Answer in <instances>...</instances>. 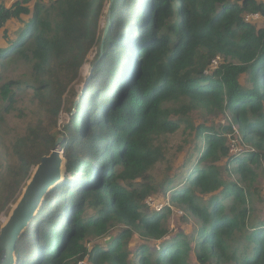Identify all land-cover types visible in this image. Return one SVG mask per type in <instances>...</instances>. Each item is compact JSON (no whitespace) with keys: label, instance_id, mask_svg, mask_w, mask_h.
<instances>
[{"label":"trees","instance_id":"1","mask_svg":"<svg viewBox=\"0 0 264 264\" xmlns=\"http://www.w3.org/2000/svg\"><path fill=\"white\" fill-rule=\"evenodd\" d=\"M103 3L0 2V65L30 68L0 85V113L15 110L23 87L33 107L24 129L0 125V214L58 137L65 160L64 179L19 237L16 264H264V220L250 219L248 206L264 154V0H113L100 51ZM94 47L85 89L59 128ZM197 110L230 119L196 124ZM181 129L195 159L156 184L151 173L169 163V136ZM152 195L159 212L145 206ZM171 207L193 216V237L168 230Z\"/></svg>","mask_w":264,"mask_h":264},{"label":"rangeland","instance_id":"2","mask_svg":"<svg viewBox=\"0 0 264 264\" xmlns=\"http://www.w3.org/2000/svg\"><path fill=\"white\" fill-rule=\"evenodd\" d=\"M14 0H0V2H4L6 4H11ZM106 0H104L103 7L101 10V14L99 16L98 26L102 28L104 26L105 18H106ZM11 38L14 37L13 33L10 36ZM9 37V38H10ZM6 46V42L1 38L0 34V48ZM96 53V47H94L89 54L87 55L86 62L83 64V66L80 69L79 76L77 80L72 84V91H77L76 95H72L71 93L67 94L66 96H69L70 101H73V107L67 112L62 111L58 118V124L57 126L61 128L63 124L67 122L68 116L73 113L74 111V102L79 100L80 95L82 94L83 90L85 89L86 83L88 82L87 76L90 71V62L94 58V54ZM87 65L86 69H83ZM29 66L22 62L21 60H18L14 63H8L6 67L0 65V85L7 81L10 78H20L29 72ZM83 69V70H82ZM23 90H18L16 92L17 95V104L15 105V110L11 111L10 113H0L3 114L4 123L0 122V125H5L6 127H16L17 130L24 129L26 124L30 121V119L33 118V115L31 113V109L33 108L30 103V95L32 93V90L28 87H23ZM68 103V102H67ZM66 103V105H67ZM2 100L0 98V105L2 106ZM68 106V105H67ZM17 108H22L23 112L17 111ZM191 119L194 123H205L208 126H218L219 124H227L229 122L230 116L226 113H212L209 114L206 110H197L195 112H192ZM0 130H2L0 128ZM4 131V130H2ZM235 131V128H234ZM62 138V137H61ZM229 147H233L235 151H240L241 149H238V146L236 145V140H234L232 137L229 136L228 141ZM181 147L180 149H177L178 147ZM192 146H193V136H188L187 134H183V130L172 134L169 136V152L167 155V158L169 159V163L164 162L162 164H158L157 168L151 173L153 175V178L156 180V184H162V181L167 177H172L175 173V169L178 167L184 166V164H189L188 160L195 159V156L191 154L192 152ZM244 148V146H242ZM193 153V152H192ZM224 167L221 166V170H223ZM256 170V177L253 182L248 184V191H249V211H250V219L256 218L257 220H264V154L255 167ZM228 178H234L233 176H227L225 174V179L228 180ZM180 180L179 177L176 178L175 183H177ZM20 196V195H19ZM18 196V197H19ZM152 200L150 202H155L156 204H160V201H156L155 195L149 196ZM168 199V193L164 197V199ZM147 200V198H146ZM146 200L144 201L145 206L149 211L153 210L152 205H148L146 203ZM10 204V209L14 205ZM8 213H1L0 214V226L4 223L6 220ZM251 221V220H250ZM166 226L168 227V230L170 232H173L175 229H178L179 226L183 228V232L185 235H187L189 238L193 237L197 228V223L193 216L186 212L184 209L179 207H171V212L168 215V219L166 222ZM119 228V227H118ZM118 229L115 228L111 232H116ZM111 237V234H106L103 237L100 238H93L89 241L88 245L96 242V243H105L107 240H109Z\"/></svg>","mask_w":264,"mask_h":264},{"label":"water","instance_id":"3","mask_svg":"<svg viewBox=\"0 0 264 264\" xmlns=\"http://www.w3.org/2000/svg\"><path fill=\"white\" fill-rule=\"evenodd\" d=\"M112 2L113 0H109L107 4L100 51L110 26ZM76 103L77 101L74 105ZM61 141L62 138L58 137L50 153L42 156L40 162L33 168L20 196L0 226V264H16L15 250L21 233L37 213L49 190L64 179L65 160L59 146Z\"/></svg>","mask_w":264,"mask_h":264},{"label":"built area","instance_id":"4","mask_svg":"<svg viewBox=\"0 0 264 264\" xmlns=\"http://www.w3.org/2000/svg\"><path fill=\"white\" fill-rule=\"evenodd\" d=\"M245 19H246V20H248V19L257 20V19H259V16H258L257 14L246 15V16H245ZM220 60H221L220 56H216V57H214V58L211 60V63H210L209 68H208L207 70H205L204 73H205V74L210 73V71H211L212 69L216 68V67L219 65ZM235 131H236V129H235ZM230 149L233 150V151H235V150L233 149V147H232V148L230 147ZM151 200H152V199H151L150 197L147 198L146 203H147L148 205H152L154 211L159 212V211L162 209L163 205H162L161 203H160V204H156L155 202H150ZM77 264H88V262H87L85 259H83V260H79V261L77 262Z\"/></svg>","mask_w":264,"mask_h":264},{"label":"bare ground","instance_id":"5","mask_svg":"<svg viewBox=\"0 0 264 264\" xmlns=\"http://www.w3.org/2000/svg\"><path fill=\"white\" fill-rule=\"evenodd\" d=\"M86 67H87V65H86L83 69H86ZM83 69H82V70H83Z\"/></svg>","mask_w":264,"mask_h":264}]
</instances>
